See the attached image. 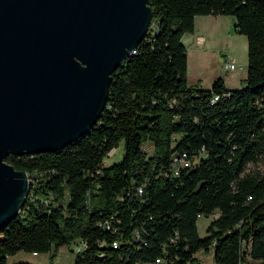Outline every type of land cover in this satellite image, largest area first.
<instances>
[{
	"label": "trees",
	"instance_id": "16d2710c",
	"mask_svg": "<svg viewBox=\"0 0 264 264\" xmlns=\"http://www.w3.org/2000/svg\"><path fill=\"white\" fill-rule=\"evenodd\" d=\"M146 2L151 25L110 73L97 120L57 150L4 156L36 185L0 228V264L20 249L50 260L76 239L72 264H192L209 246L214 264H264V0ZM205 14L230 15L246 38L240 87L187 82L181 36ZM119 141L121 158L105 164ZM180 151L190 163L173 174ZM112 214L116 232L99 223ZM198 215L211 216L203 235Z\"/></svg>",
	"mask_w": 264,
	"mask_h": 264
},
{
	"label": "water",
	"instance_id": "95a60500",
	"mask_svg": "<svg viewBox=\"0 0 264 264\" xmlns=\"http://www.w3.org/2000/svg\"><path fill=\"white\" fill-rule=\"evenodd\" d=\"M151 17L146 0H0V228L28 188L6 153L57 150L83 134Z\"/></svg>",
	"mask_w": 264,
	"mask_h": 264
},
{
	"label": "rangeland",
	"instance_id": "374dc122",
	"mask_svg": "<svg viewBox=\"0 0 264 264\" xmlns=\"http://www.w3.org/2000/svg\"><path fill=\"white\" fill-rule=\"evenodd\" d=\"M210 22L205 23L202 28L197 25L193 28V35L184 44L186 47V79L190 84L198 86H210L216 77L222 79L224 86L237 88L243 85L246 73V39L241 33L233 30L227 14H205ZM231 17V16H230ZM232 18V17H231ZM191 31V32H192ZM187 33V32H185ZM202 35L201 42L196 41V34ZM192 39V42H190ZM231 60L235 63L231 69L223 71L224 60ZM148 142L142 145L147 154L151 151ZM123 151L122 141H119L113 154L104 156L105 164L114 162L121 158ZM262 167V164H257ZM36 181V180H35ZM33 191V190H32ZM37 197L35 193H32ZM211 216H197L196 228L199 235L205 233V226ZM82 245L78 239L73 240L68 246L60 245L54 250L53 256L48 259L47 252H31L17 250L6 258L7 264L20 261L30 264H40L48 260L50 264H72L74 253ZM196 263L192 264H214L212 258V247L208 249L200 248L194 252Z\"/></svg>",
	"mask_w": 264,
	"mask_h": 264
},
{
	"label": "built area",
	"instance_id": "2783aa9c",
	"mask_svg": "<svg viewBox=\"0 0 264 264\" xmlns=\"http://www.w3.org/2000/svg\"><path fill=\"white\" fill-rule=\"evenodd\" d=\"M150 25H151V24H150ZM150 25H149V27H150ZM149 27H148V28H149ZM147 30H148V29H147ZM132 51L134 52V49H133ZM133 52H132V53H133ZM234 65H235V63H234L233 61H231V60H228V61H227V60H226V61H224V63H223V69H224V71H225L226 69H231V68L234 67ZM216 98H217V94H214L212 99L214 100V99H216ZM114 149H115V148H111L110 150H108V151L106 152V156H109L110 154H112L113 151H114ZM189 163H190V161H189V159L187 158L186 153H185L184 151H180V152H178L177 154L172 155V157H171V164H172V170H171V171H172V173H173V174H177V172H178V170H177L178 167H180V166H187V165H189ZM25 173H26V172H25ZM26 177H27L28 188H27L26 194H25V196H24V200H25L26 195H27L28 192L30 191V189H31L33 186L36 185V181H35V180H36V177H35L33 174L28 175V174L26 173ZM140 191H141V187H140V186H137V187H136V192L139 193ZM29 195H30V193H29ZM32 197H33V196H32ZM36 198H37V197H33V199H36ZM24 200H23V202H24ZM23 202H22V204H23ZM22 204H21V206H22ZM21 206L19 207L17 213L19 212ZM198 216H199V215H198ZM113 221L118 222V219H117V218H113V214H112V215H109L108 217H105L104 219H102L99 223L102 225L103 228L107 229L108 231H110V232H116V231L118 230V227H117V225H115V224L113 223ZM132 235H133L134 239H135V238H136V239L139 238V232H138V230L134 229ZM176 236H177L176 231H174L173 235L170 236V237L168 238V241H169V242H173V241L175 240V237H176ZM117 244H118L117 240L114 239V240L111 241V246H112V247H116ZM161 246H162V247H165L166 244H165V243H162ZM80 247H81V246H80ZM160 261H161V258L157 256V257H155V258L153 259V262H151V263H149V264H159ZM44 264H48V262H47V263H44Z\"/></svg>",
	"mask_w": 264,
	"mask_h": 264
},
{
	"label": "crops",
	"instance_id": "0c3cea01",
	"mask_svg": "<svg viewBox=\"0 0 264 264\" xmlns=\"http://www.w3.org/2000/svg\"><path fill=\"white\" fill-rule=\"evenodd\" d=\"M207 15H195L194 17H193V28H195V26L197 25V27L198 28H202L203 26H204V24L205 23H208V22H210V20L206 17ZM228 19H229V21H230V23L233 21L232 20V18L229 16L228 17ZM193 31L192 32H187V33H183L182 34V36H181V38L183 39H181L182 41H183V43L185 44L186 42H187V40H188V38L190 37V36H192L193 35ZM203 37H202V35H200L199 33H197L196 34V41L197 42H201V39H202ZM246 39V38H245ZM190 42H192V39H191V41ZM230 60V59H229ZM224 61H226V60H224ZM224 61H223V63H224ZM228 61V60H227ZM222 69H223V65H222ZM223 71H224V69H223ZM200 87H202V86H200ZM203 87H205V86H203ZM207 87V86H206ZM209 87V86H208ZM48 261L46 260V261H42L40 264H44V263H47Z\"/></svg>",
	"mask_w": 264,
	"mask_h": 264
},
{
	"label": "bare ground",
	"instance_id": "6f19581e",
	"mask_svg": "<svg viewBox=\"0 0 264 264\" xmlns=\"http://www.w3.org/2000/svg\"><path fill=\"white\" fill-rule=\"evenodd\" d=\"M114 151H115V149H114ZM114 151H113V153H114ZM113 153H112V154H113Z\"/></svg>",
	"mask_w": 264,
	"mask_h": 264
}]
</instances>
